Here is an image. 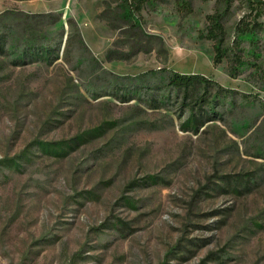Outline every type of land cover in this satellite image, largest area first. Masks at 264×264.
Masks as SVG:
<instances>
[{"label":"rangeland","instance_id":"obj_1","mask_svg":"<svg viewBox=\"0 0 264 264\" xmlns=\"http://www.w3.org/2000/svg\"><path fill=\"white\" fill-rule=\"evenodd\" d=\"M107 2L0 0V264H264V15Z\"/></svg>","mask_w":264,"mask_h":264},{"label":"trees","instance_id":"obj_2","mask_svg":"<svg viewBox=\"0 0 264 264\" xmlns=\"http://www.w3.org/2000/svg\"><path fill=\"white\" fill-rule=\"evenodd\" d=\"M248 1L253 7V10L257 12L256 17L259 18L264 15V0ZM147 2L148 0H113L112 3L107 2L104 15L107 13V19H112L108 22L109 26L114 29L124 31V33H126L131 39H137V41H148L149 39L156 37L152 34H148L144 28V18L142 17L141 12ZM113 3L115 6H113ZM180 3L183 6V8H180L182 10L183 18H186L191 13H193L192 0H181ZM240 31L242 32V35H246L248 33L245 28L241 29ZM159 40L160 44L164 47L163 39L159 38ZM215 50L216 55L214 57V65L217 66L222 62L223 59V52L220 48V43L215 45ZM158 71L170 74L169 84L177 88L179 91L184 92L186 96L197 93V90H199V88L204 85L207 86L212 84V80H209L200 74H184L176 71H170L167 68H161ZM40 145L45 151H54L57 148L63 149L61 144L40 143Z\"/></svg>","mask_w":264,"mask_h":264}]
</instances>
